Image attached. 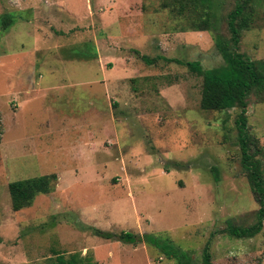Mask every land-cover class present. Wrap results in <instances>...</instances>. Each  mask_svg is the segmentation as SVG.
I'll list each match as a JSON object with an SVG mask.
<instances>
[{
    "label": "rangeland",
    "instance_id": "rangeland-1",
    "mask_svg": "<svg viewBox=\"0 0 264 264\" xmlns=\"http://www.w3.org/2000/svg\"><path fill=\"white\" fill-rule=\"evenodd\" d=\"M237 1L213 0L209 33L184 31L190 16L176 20L169 0H0V264H53L56 254L81 264L190 254L202 264L207 242L213 264H264V224L253 238L224 232L251 226L259 209L241 164L240 110H202V78L184 65L222 64L214 37H229ZM239 52L264 59L262 20L242 31ZM247 103L264 167V93ZM52 174L50 194L12 211L10 183ZM91 228L168 238L180 257Z\"/></svg>",
    "mask_w": 264,
    "mask_h": 264
},
{
    "label": "trees",
    "instance_id": "trees-1",
    "mask_svg": "<svg viewBox=\"0 0 264 264\" xmlns=\"http://www.w3.org/2000/svg\"><path fill=\"white\" fill-rule=\"evenodd\" d=\"M264 4V0H238L232 11L227 14L226 25L229 37L216 35L215 48L222 59V64L213 68L203 69L200 62L184 63L191 72L202 78L200 108L204 111H228L234 108L240 110L236 126L241 153V164L246 171L251 191L259 209L255 215V223L248 227H236L228 223L225 233L232 238H253L259 234L264 224V172L261 161L256 159L258 152L251 146L253 139L246 125L247 99L252 93H264V59L252 61L239 52L242 31L253 28L257 20L264 22V10L256 8V4ZM171 12L176 13L180 22L185 21V12L190 16L184 31L209 32L213 30V0H169ZM167 6V5H166ZM194 17V19H193ZM263 17V18H262ZM147 65H152L155 59L142 57ZM158 58V57H157ZM167 62L168 59H165ZM178 64L181 62L177 61ZM55 174L38 178L16 181L8 185L11 209L18 212L29 208L39 194H50L55 187ZM92 235L104 240H117L123 244L137 246L145 243L165 253L169 259L177 260L179 251L171 246L168 238L157 235H139L129 231L118 233L104 232L91 228ZM174 249V250H172ZM171 250V251H170ZM177 264H194L188 254ZM53 264H81L79 255L69 256L56 254ZM202 264H213L209 242L202 253Z\"/></svg>",
    "mask_w": 264,
    "mask_h": 264
}]
</instances>
